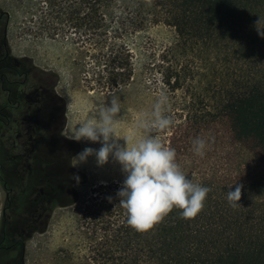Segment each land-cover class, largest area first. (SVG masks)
I'll use <instances>...</instances> for the list:
<instances>
[{
  "label": "trees",
  "instance_id": "16d2710c",
  "mask_svg": "<svg viewBox=\"0 0 264 264\" xmlns=\"http://www.w3.org/2000/svg\"><path fill=\"white\" fill-rule=\"evenodd\" d=\"M45 2L54 32L74 30V43L88 57L93 87L113 91L127 85L139 58L152 82L169 93H185L171 117L169 147L186 178L210 189L194 218L182 219L174 208L150 230L137 232L119 206L121 185L97 186L83 207L90 220L84 224L94 233L95 262L264 264V25L254 20L260 4ZM160 26L172 29L175 40L157 56L150 40ZM197 137L207 144L202 157L193 151ZM236 184L242 185L241 198L233 207L226 193ZM0 254L6 257L2 249Z\"/></svg>",
  "mask_w": 264,
  "mask_h": 264
},
{
  "label": "rangeland",
  "instance_id": "374dc122",
  "mask_svg": "<svg viewBox=\"0 0 264 264\" xmlns=\"http://www.w3.org/2000/svg\"><path fill=\"white\" fill-rule=\"evenodd\" d=\"M45 1L0 0V5L10 15L9 35L14 56L29 59L35 67L52 73L57 78L56 93L66 104L62 141H72V144L68 143L67 146L71 147L76 155L85 147L98 149L101 146L98 142L93 143L85 139L75 141L69 138L74 134L76 127L96 111L98 105L109 103L110 95L114 91L121 101V111L117 115L120 121L116 125L117 138L131 137L133 141L142 138L145 131L140 126L142 118L150 115L161 92L168 96L169 101L163 115L170 118L174 116L176 105L186 97L185 93H169L160 82H152L142 66L143 61L139 58L135 63L134 77L127 85L113 91L93 87L89 83L92 75L87 64L88 57L85 56L84 50L74 43V30L68 33L54 32L51 26L54 22L46 16ZM255 2L260 4L262 10L255 16V23L260 21L257 25H264V0ZM174 40L175 33L168 27L160 26L151 31L150 43L158 52L157 56ZM171 127L153 133L159 136L164 147L170 145L169 140L174 131ZM117 142L124 144L123 139ZM0 163L8 167L5 156L1 154ZM74 177H78V180ZM32 179L31 173L21 177L11 171L3 173L0 178V218L5 205L6 189L12 188L21 192L27 189ZM123 180L124 174L120 165L111 157L102 167L97 166L94 156L76 166L72 163V170L63 174L58 182L59 186L47 187L49 193L46 200L52 204L50 215L45 229L36 231L27 241L25 264H98L92 251L95 244L94 233L92 228L88 229L84 224V221L90 220L85 218L83 207L93 195L94 188L110 183L122 185ZM77 196L80 199L75 203ZM16 204L23 210L28 205L27 196L21 195ZM2 261L3 256L0 254V264Z\"/></svg>",
  "mask_w": 264,
  "mask_h": 264
},
{
  "label": "flooded vegetation",
  "instance_id": "af4514ba",
  "mask_svg": "<svg viewBox=\"0 0 264 264\" xmlns=\"http://www.w3.org/2000/svg\"><path fill=\"white\" fill-rule=\"evenodd\" d=\"M9 23L0 5V154L8 165L0 163V178L11 171L20 177L31 173L33 179L21 192L6 189L0 249L6 253L2 264H25L27 241L45 229L50 215L47 187L59 186L76 153L67 146L72 141H62L66 104L56 93L57 78L14 56ZM21 195L28 203L23 210L15 205Z\"/></svg>",
  "mask_w": 264,
  "mask_h": 264
},
{
  "label": "clouds",
  "instance_id": "9594fccd",
  "mask_svg": "<svg viewBox=\"0 0 264 264\" xmlns=\"http://www.w3.org/2000/svg\"><path fill=\"white\" fill-rule=\"evenodd\" d=\"M260 22V21H259ZM108 104H100L96 111L76 127L72 140L85 139L100 143L98 149L85 147L72 158L74 166L95 157L98 167L109 162V158L121 167L124 180L117 191L119 206L126 210L127 224L137 232H146L159 223L174 208L180 210L182 219L194 218L203 208L210 189L195 184L181 171L176 162V152L164 147L158 135L173 125V120L163 115L168 105V96L161 92L150 115L142 118L145 130L142 138H117L116 125L121 111V101L115 91ZM124 140L121 145L117 141ZM207 147L202 138L193 140V151L203 156ZM78 180V177H74ZM242 185L236 184L234 191L226 193L227 201L238 207ZM111 201V197L108 198ZM114 210V209H113Z\"/></svg>",
  "mask_w": 264,
  "mask_h": 264
}]
</instances>
